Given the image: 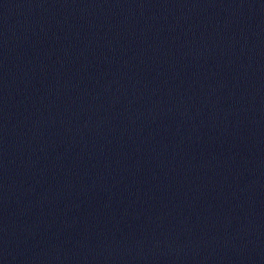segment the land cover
Listing matches in <instances>:
<instances>
[{"label":"water","instance_id":"95a60500","mask_svg":"<svg viewBox=\"0 0 264 264\" xmlns=\"http://www.w3.org/2000/svg\"><path fill=\"white\" fill-rule=\"evenodd\" d=\"M0 264H264V0H0Z\"/></svg>","mask_w":264,"mask_h":264}]
</instances>
